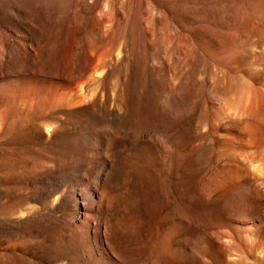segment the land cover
<instances>
[{"label":"rangeland","instance_id":"obj_1","mask_svg":"<svg viewBox=\"0 0 264 264\" xmlns=\"http://www.w3.org/2000/svg\"><path fill=\"white\" fill-rule=\"evenodd\" d=\"M263 160L264 0H0V264H264Z\"/></svg>","mask_w":264,"mask_h":264},{"label":"bare ground","instance_id":"obj_2","mask_svg":"<svg viewBox=\"0 0 264 264\" xmlns=\"http://www.w3.org/2000/svg\"><path fill=\"white\" fill-rule=\"evenodd\" d=\"M260 122H261V118H260ZM253 123V122H252ZM251 123V124H252ZM262 123V122H261ZM247 124H250V122L249 123H247ZM255 125H257V124H255ZM249 126V125H248ZM258 126H260V125H258ZM261 127V126H260ZM247 128V127H246ZM255 127H252V129H251V127L249 126V132L251 133V135L252 136H255L254 134H256L257 132L256 131H254L255 129H254ZM247 131H248V128L246 129ZM245 131V130H244ZM254 132H256V133H254ZM247 136V135H246ZM249 136V135H248ZM248 138H250V137H248ZM257 138V136L255 137V139ZM251 139V138H250ZM255 139H253L254 141H255ZM264 161V160H263ZM262 164L263 163H261V166H262ZM237 166H239V165H237ZM236 165H232V164H230V165H227V166H225L224 168H222V171H220V173L219 174H217L215 177H214V179H213V182H217L218 181V179L219 178H221V177H223L224 175H230V176H235V175H237V174H239L240 173V170H239V168L237 167ZM263 168H262V170H261V168H260V170L261 171H263V169H264V166H262ZM257 169V168H256ZM253 171H254V169H253ZM259 171V170H258ZM261 171H259L260 173H261ZM218 173V172H217ZM242 173V172H241ZM263 173H264V171L262 172V175H263ZM245 174V173H244ZM241 175V174H240ZM261 175V174H260ZM239 176V175H238ZM263 177V176H262ZM212 180V179H211ZM206 184V183H205ZM212 184V183H211ZM204 190V189H203ZM205 191V190H204ZM211 192V191H210ZM209 195V194H208Z\"/></svg>","mask_w":264,"mask_h":264}]
</instances>
